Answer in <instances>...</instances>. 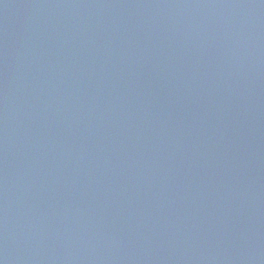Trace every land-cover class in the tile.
<instances>
[{
	"label": "water",
	"instance_id": "1",
	"mask_svg": "<svg viewBox=\"0 0 264 264\" xmlns=\"http://www.w3.org/2000/svg\"><path fill=\"white\" fill-rule=\"evenodd\" d=\"M0 264H264L240 0H0Z\"/></svg>",
	"mask_w": 264,
	"mask_h": 264
}]
</instances>
